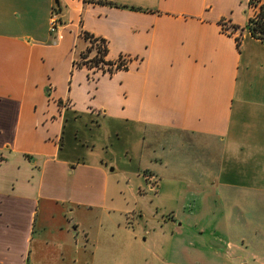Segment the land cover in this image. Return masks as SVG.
Returning <instances> with one entry per match:
<instances>
[{"label": "crops", "instance_id": "obj_1", "mask_svg": "<svg viewBox=\"0 0 264 264\" xmlns=\"http://www.w3.org/2000/svg\"><path fill=\"white\" fill-rule=\"evenodd\" d=\"M248 16V0H0V264L108 256L111 227L137 210L110 202L118 153L138 159L142 241L182 235V259L165 264L251 239L264 226V43ZM83 33L124 66L77 64Z\"/></svg>", "mask_w": 264, "mask_h": 264}, {"label": "rangeland", "instance_id": "obj_2", "mask_svg": "<svg viewBox=\"0 0 264 264\" xmlns=\"http://www.w3.org/2000/svg\"><path fill=\"white\" fill-rule=\"evenodd\" d=\"M253 9H249V13H252ZM89 48V47H88ZM86 57L89 59L94 54V49H85ZM89 61V60H88ZM134 143L131 147L132 155L135 154ZM110 148V147H109ZM107 153L112 154V150L108 149ZM115 159L118 161L117 169L112 172L111 180L112 186L115 190L113 195L115 198L111 200V203L117 202L120 206L132 209L136 207V215H132L131 219H126L122 221V226H125L122 229L118 227H111L110 234L108 235L109 247L107 248L108 256L99 257L96 255L95 264H165L168 260L174 258L176 261L182 259L183 257V240L182 235L179 232H174L170 228H164V231L167 233V242L164 245L155 247L153 250L147 247V242H143V231L141 227L138 226V159L125 158L122 154H114ZM122 171H126L122 172ZM131 179V181H130ZM134 186V192L131 193L129 187ZM145 194H148L150 197L149 190L145 191ZM147 203L150 205V202L146 199ZM158 219L164 216L162 210L157 209ZM84 215V214H83ZM41 214L38 215L37 219L40 218ZM118 217V214L115 215ZM125 217V215L122 214ZM131 217V213L126 215V217ZM167 216V215H166ZM164 216V217H166ZM176 222H182V212L179 210L177 214L174 215ZM136 218V220H135ZM78 223L81 225H89V229H92L93 232L96 231L98 227V220L96 217H87L82 216L78 218ZM142 233V234H141ZM160 235L162 232H159ZM223 232H220V234ZM164 234V233H163ZM251 234V239H247L244 242L238 240H232L228 243L225 239H218L219 241H211V246L207 247L208 253L207 262L204 264H264V226L260 227L258 230L249 231ZM255 234H258L255 236ZM162 238H164L162 236ZM164 243V242H162ZM148 250V251H146ZM199 255L197 252L192 250L193 260L190 264H198L195 261ZM147 259V261L145 260ZM168 264H182V262H170ZM189 264V263H188Z\"/></svg>", "mask_w": 264, "mask_h": 264}, {"label": "trees", "instance_id": "obj_3", "mask_svg": "<svg viewBox=\"0 0 264 264\" xmlns=\"http://www.w3.org/2000/svg\"><path fill=\"white\" fill-rule=\"evenodd\" d=\"M255 8V10L249 14L247 18V25L246 28L249 31L250 35L258 38L264 43V2H260L259 0H248V9ZM222 27L225 26L224 23H221ZM230 29L233 31L236 29V26H230ZM83 37L86 40L90 41V46L87 49L91 50L92 45H94L93 41L96 40L95 37L92 40V36L83 33ZM98 43L94 46L95 52L90 57L88 62H78L77 64L84 63V64H91V65H99V64H111V62L104 61V56L106 54V44L102 39H98ZM86 57L85 52L80 54V59H84Z\"/></svg>", "mask_w": 264, "mask_h": 264}, {"label": "built area", "instance_id": "obj_4", "mask_svg": "<svg viewBox=\"0 0 264 264\" xmlns=\"http://www.w3.org/2000/svg\"><path fill=\"white\" fill-rule=\"evenodd\" d=\"M252 9H253V11L255 10V8H253V7H252ZM249 14H251V13H249ZM57 26H58V18H57V15L55 14V12L52 11V13L50 15V18H49V31L50 32L56 31ZM93 39H94V37H92V40ZM95 39L96 40L93 41L94 45H92L91 50L94 49V46L98 43V40H97L96 37H95ZM88 42L90 43L89 40H88ZM94 51H95V49H94ZM100 65L101 64L96 65L97 67H95V65H93V66L96 69L101 68V70H102V67L106 66L107 67V70L109 71L111 69V67H115V68H118L119 67V68H122L124 66V62L116 61V62L111 63L110 65L109 64H106V65L102 64L101 67H100ZM146 178L150 180L152 178V176L149 175V176H146Z\"/></svg>", "mask_w": 264, "mask_h": 264}]
</instances>
